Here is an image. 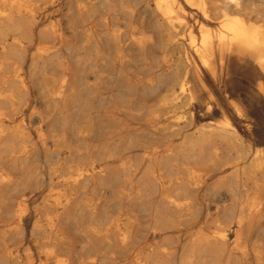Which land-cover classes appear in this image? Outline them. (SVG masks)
Returning a JSON list of instances; mask_svg holds the SVG:
<instances>
[{
  "label": "rangeland",
  "instance_id": "obj_1",
  "mask_svg": "<svg viewBox=\"0 0 264 264\" xmlns=\"http://www.w3.org/2000/svg\"><path fill=\"white\" fill-rule=\"evenodd\" d=\"M38 1L35 17L24 20L23 82H15L9 69L0 81L11 94L0 104L6 117L0 127L21 130L25 148L12 168L16 188L31 196L25 229L15 238L21 249L34 244V208L50 186L83 168L78 181L59 185L75 197L66 229L76 260L92 254V264H264V190L252 188L234 166L215 168L206 157L209 147L218 148L215 160L221 163L218 159L229 157L227 146L217 139L202 142V129H196L218 114L196 108L193 117L177 122L159 105L169 76L158 67L160 20L145 9L153 0H116L131 10L120 21L121 44L102 33L83 35L70 15L69 0ZM207 1L210 12L222 6L221 0L219 6ZM241 1L243 7L264 6V0ZM213 16L206 22L211 27L218 22ZM140 22L154 36L143 49L128 37L130 26ZM52 26L58 34L49 30ZM43 43L51 47L39 55ZM168 52L175 60L180 53L173 45ZM219 73L217 80L203 77L204 97L237 88L236 99L251 107L254 118L235 123L237 131L264 149V101L250 97L258 69L248 57H231ZM191 171L201 178L191 177ZM256 194L263 195V203L252 212L248 201ZM238 216L247 254L233 248V232L225 244L204 240L216 223L234 229ZM90 226L99 233L81 237ZM257 247L263 250L262 261L253 254Z\"/></svg>",
  "mask_w": 264,
  "mask_h": 264
},
{
  "label": "bare ground",
  "instance_id": "obj_2",
  "mask_svg": "<svg viewBox=\"0 0 264 264\" xmlns=\"http://www.w3.org/2000/svg\"><path fill=\"white\" fill-rule=\"evenodd\" d=\"M213 1L218 4V0ZM38 2L0 0V81L6 78L3 72L9 69L15 82H23L21 61L25 48L24 20H32L35 17ZM208 2L153 0L152 5L146 4L145 9L160 20L158 25L163 54L158 67L169 76L159 105L177 122L193 117L196 108L203 109L208 116L217 113L216 118L196 129H202V142L214 139L224 141L229 157L224 161L218 159L221 163L217 162L215 157L218 155V148L211 146L206 154L207 160L217 165L215 168L219 170L226 165L238 168L252 188L264 190V149L245 141L235 126V123L242 120H250L252 123L254 118L250 113L251 107L244 106L241 103L243 101L236 99L238 90L235 87L226 94L221 91L217 94L208 92L204 97L201 86L203 77L217 80L219 72L227 68L229 58L248 57L259 72V78L254 83V94H250V97L264 101V6L252 2L243 7L241 0H221L219 3H222V6L218 4L217 12L211 11L214 15L217 14L215 17L218 19L215 27H211L206 24L209 19L214 18L209 11L211 7L208 8ZM229 8L235 12H229ZM69 9L72 18L80 22L83 35L102 33L103 37L121 44L120 21L124 19L125 14L131 13V10L122 4L118 5L116 0H69ZM249 16L254 19H248ZM180 28L182 30H179ZM49 30L56 35L59 29L52 26ZM128 37L139 49L154 42L153 34L149 29L143 28L141 22L130 26ZM172 45L180 52L176 60L168 52ZM50 47L49 44H40L37 53L45 54L49 52ZM117 53L118 59L123 61V53L119 50ZM10 96L11 94L0 88V104ZM179 107L184 108L179 111ZM5 119L0 110V123ZM12 131L0 127V264L94 263V255L87 254L76 260L69 250L72 249V242L66 224L71 219V203L75 197L73 193L59 186L71 180L78 181L85 172L83 168H78L72 175L55 181L48 189L47 195L34 208L35 218L31 227L34 244L22 250L15 240L25 229L31 196L24 189L18 190L15 185L12 168L18 167L25 155V148L21 143L22 131ZM190 175L195 179L201 178V174L195 171H191ZM10 188L12 189L9 190ZM262 203L263 195L256 194L249 199L248 209L257 211ZM233 221L236 225L234 229L227 224H214L205 233L204 240L217 245L225 244L233 232V248L241 255L247 254L242 218L238 216ZM98 233L97 229L90 226L79 235L88 237ZM253 254L258 261L263 260V250L260 247H257Z\"/></svg>",
  "mask_w": 264,
  "mask_h": 264
}]
</instances>
